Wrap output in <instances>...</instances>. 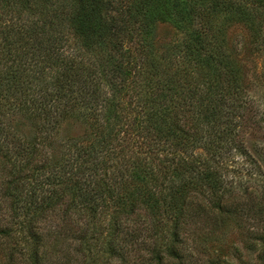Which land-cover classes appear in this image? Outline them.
<instances>
[{"label":"trees","instance_id":"16d2710c","mask_svg":"<svg viewBox=\"0 0 264 264\" xmlns=\"http://www.w3.org/2000/svg\"><path fill=\"white\" fill-rule=\"evenodd\" d=\"M162 24L184 34L170 56ZM237 28L264 52V0H0V264H51L66 242L89 263L183 264L192 228L237 224L261 123ZM68 123L83 133L57 150Z\"/></svg>","mask_w":264,"mask_h":264},{"label":"rangeland","instance_id":"374dc122","mask_svg":"<svg viewBox=\"0 0 264 264\" xmlns=\"http://www.w3.org/2000/svg\"><path fill=\"white\" fill-rule=\"evenodd\" d=\"M242 29L237 28L228 37L232 44L243 45L241 57L253 82L250 93L256 107L255 120L261 119V123L258 127L244 129L242 136L246 149L258 163L260 170L258 174L250 175L247 173L250 169L247 164L243 169L245 171L235 179L236 184L240 186V192H243L235 198L231 207L237 224H232L227 229H216L212 223L206 222L196 229L192 228V236L186 243L190 255L183 264H260L257 260V249L261 242L259 235L264 233V157L258 152L264 151V52L262 49L258 53L247 49L248 36ZM183 39V32L170 24L158 25L155 30L154 40L159 54L172 55L174 44ZM13 126L29 138L38 133L36 126L27 119L19 118L13 122ZM82 133L83 128L80 125L65 124L56 135L55 149L60 150L69 138L78 137ZM68 243L58 248L51 264H83L84 259L75 256ZM65 245L68 248H64ZM103 259L104 257H100L93 263L87 260L84 263L107 264L110 261L107 257ZM111 262L121 264L115 260ZM129 264L141 262L131 260Z\"/></svg>","mask_w":264,"mask_h":264}]
</instances>
